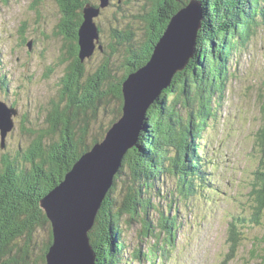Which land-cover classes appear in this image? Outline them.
<instances>
[{"label":"trees","instance_id":"trees-1","mask_svg":"<svg viewBox=\"0 0 264 264\" xmlns=\"http://www.w3.org/2000/svg\"><path fill=\"white\" fill-rule=\"evenodd\" d=\"M189 1L152 0V9L138 17L144 23L139 45L131 30L112 28L114 44L107 50L99 38L101 49L96 48L94 54L102 52L103 61L90 71L85 66L90 58L84 62L79 59L78 30L84 6H97L98 0H56L61 18L55 33L69 45L66 57L63 55V61L67 58L69 63L59 80L57 99L49 106V129L36 133L30 147L20 154L22 164L7 157L2 161L0 264H46L52 233L40 200L119 119L123 81L147 63L171 16ZM199 1L204 16L195 55L148 110L136 146L127 151L89 232L95 264H125L122 223L132 225L138 218L141 233L149 234L150 211L155 210L150 194L156 189L160 192L161 184L170 183L169 208L205 197L212 188V173L208 170L211 163L202 153L201 140L210 124L218 121L239 54L249 50L258 30L264 28V0ZM117 48L123 50L120 71L114 60ZM0 84H5L1 76ZM259 97L262 117L255 133L259 163L249 191L250 213L231 219L226 239L229 258L248 248L254 264H264V91ZM113 104L108 124L96 130L100 116ZM157 212L159 226L167 242L172 243L178 213L170 217ZM248 228L262 231L249 238ZM42 233H46L45 239H40ZM140 255L137 249L134 259H140Z\"/></svg>","mask_w":264,"mask_h":264},{"label":"rangeland","instance_id":"rangeland-1","mask_svg":"<svg viewBox=\"0 0 264 264\" xmlns=\"http://www.w3.org/2000/svg\"><path fill=\"white\" fill-rule=\"evenodd\" d=\"M151 7L152 0H111L95 20L101 28V45L108 50L114 44L112 28L131 30L139 45L144 23L138 17ZM60 18L56 0H0V76L5 81L2 87L0 84V99L18 111L13 116L14 128L3 143L0 134V172L6 157L22 164L20 154L30 147L36 133L49 129L46 125L49 106L57 99L59 80L69 63L67 58L63 61L69 45L55 33ZM117 49L114 60L120 71L123 50ZM103 57L97 51L85 63L87 70H94ZM232 74L218 121L210 124L201 140L202 153L211 163L208 170L212 173V188L205 197H196L191 202L173 205L174 200L171 208L170 183L161 184L160 192L153 189L150 197L155 210L150 211L151 232L141 233L138 218L132 225L122 223V263L254 264L248 248L229 258L226 239L231 219L250 213L249 191L259 163L255 133L262 117L259 95L264 91V28L258 30L249 50L239 54ZM114 107L109 106L108 112L100 116L96 130L108 124L112 116L109 112ZM157 209L170 217L178 213V229H173L176 238L172 243L167 242V235L159 226ZM261 231L248 228L247 236ZM45 234L40 239H45ZM137 249L141 255L135 260Z\"/></svg>","mask_w":264,"mask_h":264},{"label":"water","instance_id":"water-1","mask_svg":"<svg viewBox=\"0 0 264 264\" xmlns=\"http://www.w3.org/2000/svg\"><path fill=\"white\" fill-rule=\"evenodd\" d=\"M110 2L99 0L97 6L86 4L83 8V21L78 30L81 62L91 58L96 48L101 49L95 20ZM203 16L199 0H190L171 16L147 63L123 81L119 119L40 200V208L50 222L52 233L46 264H95L89 232L127 151L136 146L148 110L193 58ZM17 115L14 107L0 99L2 143L13 130V116Z\"/></svg>","mask_w":264,"mask_h":264},{"label":"flooded vegetation","instance_id":"flooded-vegetation-1","mask_svg":"<svg viewBox=\"0 0 264 264\" xmlns=\"http://www.w3.org/2000/svg\"><path fill=\"white\" fill-rule=\"evenodd\" d=\"M98 4H99V0H98Z\"/></svg>","mask_w":264,"mask_h":264}]
</instances>
